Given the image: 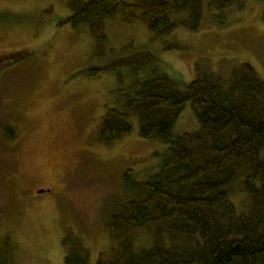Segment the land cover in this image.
<instances>
[{
	"label": "rangeland",
	"instance_id": "1",
	"mask_svg": "<svg viewBox=\"0 0 264 264\" xmlns=\"http://www.w3.org/2000/svg\"><path fill=\"white\" fill-rule=\"evenodd\" d=\"M69 1L0 0V102L26 133L13 165L40 174L37 182L44 188L29 192L15 180L13 206L1 222L10 229L14 255L6 260L0 250V264H64L65 238L83 242L89 264L118 248L110 216L139 195V182L158 172L168 144L142 137L137 117L132 132L111 145L100 143L97 133L106 111L134 97L150 69L158 67L184 87L202 71L227 76L235 65L249 62L264 81V0H245L242 7L235 0L222 9L205 0L198 30L179 25L163 37L152 35L143 22L107 19L103 53L87 24L66 21L72 14ZM221 10L226 16H215ZM98 68L107 70L91 76ZM198 129L188 102L174 135ZM127 169L133 171L129 176ZM66 170L75 174L64 176ZM3 189L8 194V187ZM239 189L233 198L244 206L248 198ZM5 196L0 189L3 209ZM123 235L135 249L155 239L146 228Z\"/></svg>",
	"mask_w": 264,
	"mask_h": 264
},
{
	"label": "trees",
	"instance_id": "2",
	"mask_svg": "<svg viewBox=\"0 0 264 264\" xmlns=\"http://www.w3.org/2000/svg\"><path fill=\"white\" fill-rule=\"evenodd\" d=\"M234 1L209 4L222 9ZM205 2L71 0L66 21L87 24L97 52L103 53L107 19L143 22L152 35L163 37L179 25L198 30ZM237 2L242 7L245 0ZM103 70L107 68L90 75ZM188 102L199 129L174 135L176 119ZM136 117L142 137L159 138L168 147L158 172L138 183L139 195L111 214L110 233L119 246L95 264H264V81L255 67L241 62L227 76L209 69L184 87L152 68L134 97L106 111L98 141L111 145L130 134ZM131 172L127 169L125 175ZM236 186L247 195L244 206L233 198ZM144 228L155 232L150 246L135 249L129 239L122 240L124 231ZM64 245V264H89L90 252L81 240L65 238Z\"/></svg>",
	"mask_w": 264,
	"mask_h": 264
},
{
	"label": "flooded vegetation",
	"instance_id": "3",
	"mask_svg": "<svg viewBox=\"0 0 264 264\" xmlns=\"http://www.w3.org/2000/svg\"><path fill=\"white\" fill-rule=\"evenodd\" d=\"M9 106L5 102H0V189L4 193L5 209H3V204H0V250H3L5 254V259L9 260L12 255L13 244L11 242L10 229L6 228L2 223L4 222V217H8L10 209H12L13 201L11 200L10 191L14 190L15 180H19L25 186L26 190L38 191L44 188L37 180L40 179V174L24 173L20 172L18 168H14L13 161L16 151L20 150L21 143L23 142L24 135L26 133L22 132L21 129H17L19 125H16L14 121H11L9 116ZM89 134V133H88ZM75 170H66L64 176L72 175ZM8 187V194L3 189ZM58 196L66 198V194L62 192H56ZM2 222V223H1Z\"/></svg>",
	"mask_w": 264,
	"mask_h": 264
}]
</instances>
